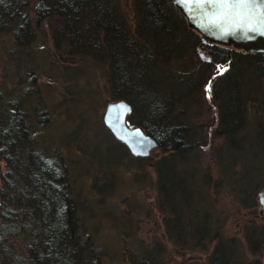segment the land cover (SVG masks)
<instances>
[{
    "label": "rangeland",
    "instance_id": "374dc122",
    "mask_svg": "<svg viewBox=\"0 0 264 264\" xmlns=\"http://www.w3.org/2000/svg\"><path fill=\"white\" fill-rule=\"evenodd\" d=\"M112 1L133 23L134 0ZM21 3L19 16L29 17L28 31L19 19L0 30V110L16 106L24 112L31 145L69 170L98 264H264V211L258 199L264 191V148L255 129H248L250 135L236 148L219 133L227 125L221 122L222 96L214 94L213 75L227 68L204 67L200 45L185 51L178 65L170 62L169 73L182 78L167 79L172 90L190 76L206 75L183 101L189 149L178 155L157 148L148 157H135L104 123L107 105L117 102L104 65L72 52L68 35L58 37L50 21L31 19L35 0ZM256 111L249 106L248 126L261 118ZM11 169L0 162V188ZM23 178V170L10 174L18 187ZM166 196L180 214L165 207ZM200 223L209 233L196 243L191 234ZM11 241L17 252L23 250L22 239Z\"/></svg>",
    "mask_w": 264,
    "mask_h": 264
},
{
    "label": "trees",
    "instance_id": "16d2710c",
    "mask_svg": "<svg viewBox=\"0 0 264 264\" xmlns=\"http://www.w3.org/2000/svg\"><path fill=\"white\" fill-rule=\"evenodd\" d=\"M111 3L112 0H35L31 19L37 23L50 21L57 27L58 37L63 32L68 35L66 44L72 52L83 60L104 65L113 100L132 105L130 124L153 137L157 148L165 153L172 150L180 155L189 149L181 120L186 107L183 101L195 93L206 76H190L172 90L171 83L182 78H175L167 68L170 62L178 65L192 45H200L211 59L202 63L204 67L227 68L218 77L213 75L214 94L222 96L221 122L227 125L219 133L230 138L227 146L236 148L250 135L249 130L255 129V137L264 148L263 51L204 43L202 36L188 27L172 0H134L133 23L122 18ZM21 7V0H0V30L19 19L22 31H28L29 17L19 16ZM22 31L17 33L19 38ZM167 79L172 80L170 84ZM250 105L261 118L248 126ZM0 111H4L0 118V162L5 161L12 168L4 174L0 188V264H98L91 229L77 212L79 204L69 170L64 164L45 158L31 145L24 112L16 106L13 110L2 106ZM240 134L246 137L237 141ZM162 166L161 163L160 171ZM22 170L24 178L18 187L11 183L10 174ZM25 170H29L28 176ZM19 194L24 195L23 200ZM163 203L172 214H180L167 196ZM200 224L191 234L196 243L209 233L206 224ZM14 238L23 240L21 252L11 241Z\"/></svg>",
    "mask_w": 264,
    "mask_h": 264
},
{
    "label": "water",
    "instance_id": "95a60500",
    "mask_svg": "<svg viewBox=\"0 0 264 264\" xmlns=\"http://www.w3.org/2000/svg\"><path fill=\"white\" fill-rule=\"evenodd\" d=\"M196 29L204 43H220L245 51L264 52V0H172ZM203 60H211L199 51ZM132 105L124 100L107 105L104 123L112 135L135 157H148L158 142L142 128L130 124ZM264 211V191L258 194Z\"/></svg>",
    "mask_w": 264,
    "mask_h": 264
},
{
    "label": "bare ground",
    "instance_id": "6f19581e",
    "mask_svg": "<svg viewBox=\"0 0 264 264\" xmlns=\"http://www.w3.org/2000/svg\"><path fill=\"white\" fill-rule=\"evenodd\" d=\"M193 29V28H192ZM194 30H196V29H194ZM196 32H198L197 30H196ZM199 33V32H198ZM200 34V33H199ZM201 35V34H200ZM213 44H216V45H221V46H223L222 44H220V43H213ZM212 44V45H213ZM199 51H202L203 52V49L202 48H200L199 49ZM107 108V107H106ZM105 112H106V110H105ZM105 114V113H104ZM129 150V149H128Z\"/></svg>",
    "mask_w": 264,
    "mask_h": 264
},
{
    "label": "snow or ice",
    "instance_id": "6c2138e0",
    "mask_svg": "<svg viewBox=\"0 0 264 264\" xmlns=\"http://www.w3.org/2000/svg\"><path fill=\"white\" fill-rule=\"evenodd\" d=\"M240 2L247 3V0H240ZM262 34H264V33H262Z\"/></svg>",
    "mask_w": 264,
    "mask_h": 264
},
{
    "label": "flooded vegetation",
    "instance_id": "af4514ba",
    "mask_svg": "<svg viewBox=\"0 0 264 264\" xmlns=\"http://www.w3.org/2000/svg\"><path fill=\"white\" fill-rule=\"evenodd\" d=\"M202 37H203V36H202ZM206 44H207V43H206ZM225 263H226V262H225ZM225 263H224V262H223V263L221 262V263H218V264H225Z\"/></svg>",
    "mask_w": 264,
    "mask_h": 264
}]
</instances>
